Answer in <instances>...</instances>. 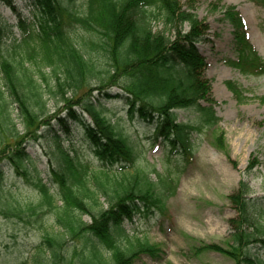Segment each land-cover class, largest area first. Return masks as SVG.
Listing matches in <instances>:
<instances>
[{
    "label": "trees",
    "instance_id": "obj_1",
    "mask_svg": "<svg viewBox=\"0 0 264 264\" xmlns=\"http://www.w3.org/2000/svg\"><path fill=\"white\" fill-rule=\"evenodd\" d=\"M252 1L264 7V0ZM32 2L34 18L15 26L20 39L15 37V28L0 22V134L6 131L13 138L12 143L4 138L0 144L1 216L20 217L23 211L6 188L2 163L6 161L27 178L22 169L32 160L21 145L36 138L46 123L41 115L47 94L63 96L68 113L59 120L70 139L63 147L59 137L55 138L50 184L56 190L40 178L29 182L41 201L27 209L32 220L25 215L40 228L51 220L57 231L44 234L32 249L31 259L21 264H130L141 252L154 256L155 247L144 237L132 239L124 224L137 215L150 217L165 210L182 170L195 156V138L221 122L216 102L208 100L210 82L203 75L206 62L197 48L208 26L190 10H183L177 0ZM222 12L223 20L232 27L235 53L225 63L245 76H264V58L248 40L242 15L234 6H224ZM82 38L91 51L80 46ZM8 40L15 45L7 47ZM17 48L22 51L19 58ZM93 51L102 52L106 68H96ZM92 83L120 87L130 106L129 117L153 125L155 141L161 139L165 145V172L138 167L142 156L136 144L99 107L82 98ZM225 84L238 103L247 102L242 86L233 81ZM257 99L264 104V96ZM12 101L24 133L8 112ZM75 105L81 106L82 114L72 110ZM178 111L189 112L192 118L181 121ZM69 120L81 127L93 159L72 141ZM250 191L241 183L229 198L238 213L232 220L230 250L206 246L228 255L236 264H264V258L254 259L244 252L248 245L264 242V203L250 201ZM103 198L106 209L101 207ZM87 214L93 217L91 224L84 220ZM70 239L80 241L82 248L78 251L76 244L70 246Z\"/></svg>",
    "mask_w": 264,
    "mask_h": 264
},
{
    "label": "rangeland",
    "instance_id": "obj_2",
    "mask_svg": "<svg viewBox=\"0 0 264 264\" xmlns=\"http://www.w3.org/2000/svg\"><path fill=\"white\" fill-rule=\"evenodd\" d=\"M177 1L183 10H190L208 26L209 31L205 39L197 44V48L206 62L203 75L210 82L208 100L216 102L215 111L221 122L217 128L205 131L195 138V156L192 163L182 170L177 190L168 199L165 210L161 213L155 212L150 217L137 215L132 221L125 222L124 227L129 236L132 239L146 238L155 247L156 253L153 256L148 252H141L130 264H236L228 255L210 251L206 246L218 245L230 250L234 232L232 220L238 213L229 198L237 193L241 183L249 186L250 201L264 203V104L257 99L264 96V76H245L225 63L226 59L235 58V53L232 45V27L223 20L222 11L224 6L237 8L247 25L248 40L264 58V7L252 0ZM35 8L32 0H0V22L15 28V37L18 40L22 36L15 26L23 19L32 20ZM154 26L161 29L159 23ZM185 30H188V27L184 28ZM78 43L85 50L91 51L88 46H84L86 41L83 38ZM14 45V42L8 40L7 47ZM16 51L19 58L22 51L20 48ZM91 53L96 61V68H106L102 52ZM44 71L50 72L49 69ZM226 81H233L242 86L248 98L247 102L238 103L227 88ZM2 82L0 74V85ZM49 82L52 85L54 78ZM85 94L83 99L90 100L99 107L106 118L136 144L142 156L138 167L150 172L154 168L160 173L165 172L163 141H155L151 128L153 125L143 123L139 118L129 117L130 106L125 92L120 87H101L92 83L90 90ZM69 96L72 94L69 93ZM44 105V113L41 116L46 123L36 138H28L21 145L32 160L22 169L27 172L29 181L25 174H17L9 163H2L6 188L14 193V198L21 204L23 211L20 217L7 219L0 215V264H21L23 261H29L33 255L32 249L40 243L44 234L52 235L57 231L51 220L45 222L44 228L34 225L28 219L27 210L28 207L38 206L41 201L30 181L36 182L35 179L40 178L56 190V187L50 184L57 141L55 138L59 137L63 147L67 146L70 139L63 133V125L59 120L68 113L63 96L56 98L47 94ZM72 110L82 114L79 105L73 106ZM8 112L15 120L19 132L24 133L22 119L19 118L17 105L13 101ZM177 115L181 121L192 118V114L185 111H178ZM85 117L91 122L88 114ZM68 128L72 131L71 139L76 143V147L81 148L89 159H93L78 123L69 120ZM0 136V144L3 145L4 138L12 143V135H7L6 131ZM100 202L101 207L106 209L108 204L105 199ZM31 216L29 215L30 219L33 218ZM84 220L91 224L93 217L87 214L84 215ZM69 244H76L78 251L82 248L80 241L70 239ZM244 252L254 259H263L264 242L250 244L244 248Z\"/></svg>",
    "mask_w": 264,
    "mask_h": 264
}]
</instances>
